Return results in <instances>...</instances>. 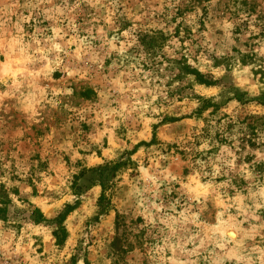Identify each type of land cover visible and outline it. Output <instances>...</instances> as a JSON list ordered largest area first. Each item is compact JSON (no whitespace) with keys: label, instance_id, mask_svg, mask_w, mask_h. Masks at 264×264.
Returning a JSON list of instances; mask_svg holds the SVG:
<instances>
[{"label":"rangeland","instance_id":"rangeland-1","mask_svg":"<svg viewBox=\"0 0 264 264\" xmlns=\"http://www.w3.org/2000/svg\"><path fill=\"white\" fill-rule=\"evenodd\" d=\"M262 163L264 0H0V264H264Z\"/></svg>","mask_w":264,"mask_h":264},{"label":"trees","instance_id":"trees-1","mask_svg":"<svg viewBox=\"0 0 264 264\" xmlns=\"http://www.w3.org/2000/svg\"><path fill=\"white\" fill-rule=\"evenodd\" d=\"M144 37H145V35H143V37H142L143 40H141V42H142L141 45L143 46V48L149 50V49H154V48L157 47V45L154 44L153 41L150 40V38H149L148 42L145 43ZM180 71H182V73L186 72V73H189V74L191 73V74H193L195 76H200L199 72L196 69L190 68L188 65L182 66L180 68ZM216 138H217V141H219V142L224 140L222 135H217ZM212 150H213V148L208 150L207 152H210ZM262 164H264V163H262ZM262 164H260V165H262ZM185 171H187V169H185ZM108 200H109V198L106 197V193H105V191H103L101 193V195L99 196V200H98V206L101 209V211L104 209V207H105L106 203L108 202ZM3 211H4L3 208L0 206V219L4 218V217H2ZM35 212L38 213V215L42 219L41 212L39 210H37V209L32 211L33 214ZM61 219L62 218H59V217H57V219H55V225H54V229L52 231V235L54 236L57 244H61L66 238V231H65V228L61 225L62 224V220Z\"/></svg>","mask_w":264,"mask_h":264}]
</instances>
